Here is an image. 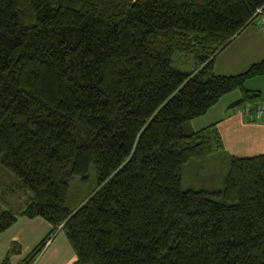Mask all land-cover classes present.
<instances>
[{
    "label": "trees",
    "instance_id": "obj_1",
    "mask_svg": "<svg viewBox=\"0 0 264 264\" xmlns=\"http://www.w3.org/2000/svg\"><path fill=\"white\" fill-rule=\"evenodd\" d=\"M264 0H0V164L31 191L0 207L62 230L74 264H264V154L231 156L217 191L183 188V168L222 148L215 124H185L222 96L264 102L217 54L253 23ZM174 52L195 68L172 66ZM232 105V106H233ZM262 117V116H261ZM247 116L248 120H255ZM93 163L96 188L67 206L68 178ZM18 250L13 242L8 256Z\"/></svg>",
    "mask_w": 264,
    "mask_h": 264
},
{
    "label": "crops",
    "instance_id": "obj_2",
    "mask_svg": "<svg viewBox=\"0 0 264 264\" xmlns=\"http://www.w3.org/2000/svg\"><path fill=\"white\" fill-rule=\"evenodd\" d=\"M263 58L264 33L253 22L217 54L214 71L218 74L240 73ZM256 77L264 78V75ZM258 89L263 94V90ZM239 98L240 91L233 90L222 96L205 114L185 124V128L190 130H199L215 124L221 137L222 148L213 153L218 154L227 165L231 156L249 157L264 154V116L253 118L255 120L246 119L238 107L233 105ZM213 153L210 156L214 157ZM208 156L203 160L190 161L188 164H191L192 169L199 168L200 171H204L205 165L209 167L206 163ZM50 228L51 225L39 216L28 218L17 215L16 221L0 232V264L13 242L18 244V250L8 256L7 264H18L49 233ZM48 239L47 245L42 248L32 264L75 263L76 253L62 230H56Z\"/></svg>",
    "mask_w": 264,
    "mask_h": 264
},
{
    "label": "rangeland",
    "instance_id": "obj_3",
    "mask_svg": "<svg viewBox=\"0 0 264 264\" xmlns=\"http://www.w3.org/2000/svg\"><path fill=\"white\" fill-rule=\"evenodd\" d=\"M172 66L182 71H191L195 68V59L192 55L174 52L172 56ZM246 86L249 88L251 86V88L262 89L264 96V78H251L246 82ZM210 155L206 161L209 167L205 165L203 168L204 171H200L199 168H197V170L192 169L191 164H186L184 166L182 173L183 188L217 191L224 186L228 168L227 162L223 161L218 154L213 153L214 157ZM209 179L211 182H207ZM18 182L19 179L17 176L0 164V207L3 210H11L14 214L25 207L31 195V191L28 188L18 186ZM97 182L98 175L93 163L90 164L85 176L72 175L68 178L66 199L68 208L74 209L79 206L86 197L93 192L97 186Z\"/></svg>",
    "mask_w": 264,
    "mask_h": 264
},
{
    "label": "built area",
    "instance_id": "obj_4",
    "mask_svg": "<svg viewBox=\"0 0 264 264\" xmlns=\"http://www.w3.org/2000/svg\"><path fill=\"white\" fill-rule=\"evenodd\" d=\"M254 23L261 29L264 33V7H259L256 9L253 15ZM239 111L244 114L246 117H261L264 116V102L256 101L252 103H246L240 107H238ZM49 239L47 238L44 242V246L47 245ZM42 250V249H41Z\"/></svg>",
    "mask_w": 264,
    "mask_h": 264
}]
</instances>
